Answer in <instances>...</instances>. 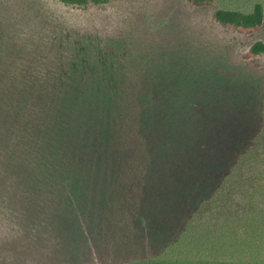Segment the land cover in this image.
I'll list each match as a JSON object with an SVG mask.
<instances>
[{
	"label": "trees",
	"instance_id": "trees-1",
	"mask_svg": "<svg viewBox=\"0 0 264 264\" xmlns=\"http://www.w3.org/2000/svg\"><path fill=\"white\" fill-rule=\"evenodd\" d=\"M46 1L84 12L115 0ZM30 5L0 0V264L264 254V208L251 204L258 217L244 239L188 212L195 186L220 187L264 155V43L237 59L232 41L220 47L184 11L152 29L95 34ZM211 19L250 34L264 15L256 3Z\"/></svg>",
	"mask_w": 264,
	"mask_h": 264
},
{
	"label": "rangeland",
	"instance_id": "rangeland-1",
	"mask_svg": "<svg viewBox=\"0 0 264 264\" xmlns=\"http://www.w3.org/2000/svg\"><path fill=\"white\" fill-rule=\"evenodd\" d=\"M24 1L29 2L35 8L39 7L40 14L47 15L46 19L49 21L79 25L84 31L95 34L116 33L119 30L130 28L152 29L157 20L170 17L169 9H173L175 12L184 11L186 18L199 24L203 36L216 41L218 45L219 42L223 44L222 39L232 41L235 46L231 53L238 51L237 59L242 56L251 43L256 41L264 43V20L259 30L250 34H237L215 25L211 19L212 14L219 9L249 13L256 3L261 4L264 15V0H213L210 5L198 8L187 5L185 0H115L105 9H92L84 12L66 9L52 1ZM255 69L264 70V59L255 64ZM240 167L242 169L241 177H230L231 181L228 182V180L220 187L195 186L196 192L191 196L193 204L190 207L194 210L188 209V212L193 215L192 219L199 223L205 222L208 227L218 226L226 221L234 229V236L244 239L243 225H245V221L252 215L257 218L259 211L257 208H264V155L258 162ZM232 173L235 174L236 171H232ZM231 184L233 185L230 186ZM253 189H257L258 192L255 193L253 201H250L249 195ZM251 204L257 207L254 211H252ZM229 252L231 251L219 256L217 263L210 264H249L256 260L264 261V254L250 255L245 252L239 257L234 254V259L231 260L228 256ZM218 255H220V251H218Z\"/></svg>",
	"mask_w": 264,
	"mask_h": 264
}]
</instances>
